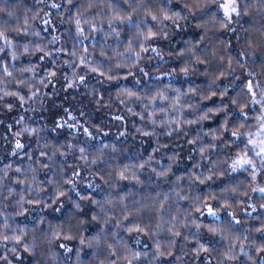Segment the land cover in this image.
I'll return each instance as SVG.
<instances>
[{"label":"clouds","instance_id":"obj_1","mask_svg":"<svg viewBox=\"0 0 264 264\" xmlns=\"http://www.w3.org/2000/svg\"><path fill=\"white\" fill-rule=\"evenodd\" d=\"M0 264H264V0H0Z\"/></svg>","mask_w":264,"mask_h":264},{"label":"snow or ice","instance_id":"obj_2","mask_svg":"<svg viewBox=\"0 0 264 264\" xmlns=\"http://www.w3.org/2000/svg\"><path fill=\"white\" fill-rule=\"evenodd\" d=\"M251 86V85H250ZM209 211H211V208H209Z\"/></svg>","mask_w":264,"mask_h":264}]
</instances>
